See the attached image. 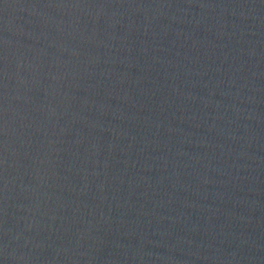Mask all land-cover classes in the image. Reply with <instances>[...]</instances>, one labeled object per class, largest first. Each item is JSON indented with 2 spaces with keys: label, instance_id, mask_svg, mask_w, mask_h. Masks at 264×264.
I'll return each instance as SVG.
<instances>
[{
  "label": "water",
  "instance_id": "1",
  "mask_svg": "<svg viewBox=\"0 0 264 264\" xmlns=\"http://www.w3.org/2000/svg\"><path fill=\"white\" fill-rule=\"evenodd\" d=\"M0 264H264V0H0Z\"/></svg>",
  "mask_w": 264,
  "mask_h": 264
}]
</instances>
